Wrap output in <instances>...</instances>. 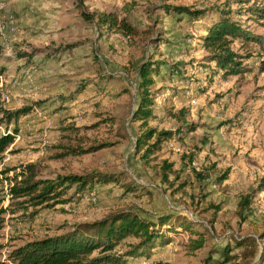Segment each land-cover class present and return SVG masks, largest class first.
<instances>
[{"label": "rangeland", "instance_id": "obj_1", "mask_svg": "<svg viewBox=\"0 0 264 264\" xmlns=\"http://www.w3.org/2000/svg\"><path fill=\"white\" fill-rule=\"evenodd\" d=\"M263 6L84 0L79 9L74 0H0V135L15 134L0 156V264H14L12 252L29 242L120 212L173 217L160 230L169 243L156 241L126 264H202L221 260L225 248L234 257L228 264H264V21L251 11ZM104 13L136 35L99 25ZM222 18L260 39L231 43L243 58L238 76L215 69L201 47L204 28ZM146 62L159 64L149 88L154 118L143 126L132 114ZM148 128L173 135L143 158L135 143ZM70 175L103 179L48 203L34 199L41 187L10 192L28 179ZM136 243L129 237L116 252Z\"/></svg>", "mask_w": 264, "mask_h": 264}, {"label": "trees", "instance_id": "obj_2", "mask_svg": "<svg viewBox=\"0 0 264 264\" xmlns=\"http://www.w3.org/2000/svg\"><path fill=\"white\" fill-rule=\"evenodd\" d=\"M79 9L83 8L84 0H74ZM176 14L188 15L192 18H199L204 12H191L188 8H172ZM256 19L264 21V6L253 8L251 10ZM85 19H90L84 12L81 13ZM97 22L101 26L114 30L126 37L136 35V29L124 20H119L114 13L102 14ZM200 36L202 49L209 54L208 61L213 63L215 69L221 71L224 76H238L244 72L242 57L231 49V43L234 40H244L245 42H259L260 39L244 32L241 27L231 22L228 18L208 25ZM1 53V48H0ZM158 62H146L139 68L138 90L140 99L135 111L133 120L140 121L143 126L154 118L153 99L149 88L154 85L152 73H157ZM264 69V61L261 63ZM177 71V66L170 70V73ZM28 109H22V114H27ZM173 135L170 131H157L153 128L145 130L135 143L136 151L144 150V157L148 156L153 149H158L161 142L171 138ZM150 145L149 141L154 139ZM15 139L14 133H4L0 135V156L13 144ZM98 148H92L90 151ZM31 167V166H27ZM96 179V180H95ZM95 176H65L55 180H45L34 182L28 179L20 187H12L10 192L13 196L29 195L35 193L39 187L41 190L34 198L41 202L48 203L52 200L59 199L71 187H76V191H83L92 181H100ZM225 179V176L221 178ZM41 185V186H39ZM248 196L244 197L241 202L242 208H247L250 204ZM173 217L169 215H158L154 220H147L132 212H120L110 215L100 221L91 223H82L76 225L70 232L59 236L46 237L40 240L29 242L18 249L14 250L11 255L14 264H126L127 259L137 258L145 253V250L153 249L156 241L167 245L168 238H163L160 230L163 228L170 229ZM183 227L179 224L178 228ZM134 238L138 243L129 245L128 249L119 254L116 249L127 238ZM228 249H223L221 260H215L208 256L202 264H228L234 259L230 256Z\"/></svg>", "mask_w": 264, "mask_h": 264}, {"label": "built area", "instance_id": "obj_3", "mask_svg": "<svg viewBox=\"0 0 264 264\" xmlns=\"http://www.w3.org/2000/svg\"><path fill=\"white\" fill-rule=\"evenodd\" d=\"M2 32V27H0V33Z\"/></svg>", "mask_w": 264, "mask_h": 264}]
</instances>
